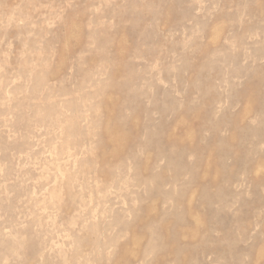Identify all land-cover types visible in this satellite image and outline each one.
Here are the masks:
<instances>
[{"label": "rangeland", "instance_id": "obj_1", "mask_svg": "<svg viewBox=\"0 0 264 264\" xmlns=\"http://www.w3.org/2000/svg\"><path fill=\"white\" fill-rule=\"evenodd\" d=\"M0 264H264V0H0Z\"/></svg>", "mask_w": 264, "mask_h": 264}]
</instances>
